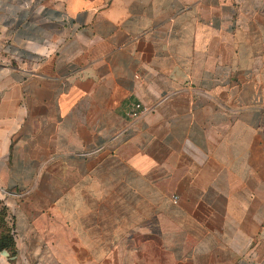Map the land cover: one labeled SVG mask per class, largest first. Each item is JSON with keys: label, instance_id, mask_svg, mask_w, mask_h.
<instances>
[{"label": "crops", "instance_id": "obj_1", "mask_svg": "<svg viewBox=\"0 0 264 264\" xmlns=\"http://www.w3.org/2000/svg\"><path fill=\"white\" fill-rule=\"evenodd\" d=\"M0 202V264H264V0H0Z\"/></svg>", "mask_w": 264, "mask_h": 264}, {"label": "trees", "instance_id": "obj_2", "mask_svg": "<svg viewBox=\"0 0 264 264\" xmlns=\"http://www.w3.org/2000/svg\"><path fill=\"white\" fill-rule=\"evenodd\" d=\"M0 211H1V218H0V249L7 248L11 253L13 252V238L10 232L9 226H7L5 221L6 216V208L0 202Z\"/></svg>", "mask_w": 264, "mask_h": 264}, {"label": "built area", "instance_id": "obj_3", "mask_svg": "<svg viewBox=\"0 0 264 264\" xmlns=\"http://www.w3.org/2000/svg\"><path fill=\"white\" fill-rule=\"evenodd\" d=\"M148 109L149 108L147 105H144V104L137 101V102L131 103L130 107L128 108L127 114L129 116L136 117V116L140 115L141 113H143L144 111H147ZM171 199H172V201H175L176 196L172 195Z\"/></svg>", "mask_w": 264, "mask_h": 264}, {"label": "rangeland", "instance_id": "obj_4", "mask_svg": "<svg viewBox=\"0 0 264 264\" xmlns=\"http://www.w3.org/2000/svg\"><path fill=\"white\" fill-rule=\"evenodd\" d=\"M0 218H1V211H0Z\"/></svg>", "mask_w": 264, "mask_h": 264}]
</instances>
